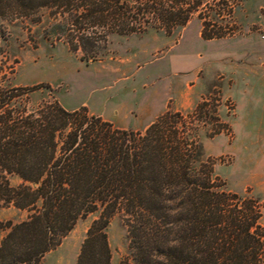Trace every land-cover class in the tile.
Masks as SVG:
<instances>
[{
    "label": "trees",
    "instance_id": "1",
    "mask_svg": "<svg viewBox=\"0 0 264 264\" xmlns=\"http://www.w3.org/2000/svg\"><path fill=\"white\" fill-rule=\"evenodd\" d=\"M237 0H0V17L48 8L66 21L65 40L86 62L110 33H171L196 17L200 35L236 34ZM264 15V8L261 10ZM48 84L0 87V206L24 218L0 220V264H41L78 218L88 227L75 264H111L106 227L120 213L128 252L119 264H264V206L249 189L228 190L201 158L197 131L226 129L210 94L186 112L167 109L143 129L120 127L86 105L54 96L30 105ZM20 178L16 185L9 175Z\"/></svg>",
    "mask_w": 264,
    "mask_h": 264
},
{
    "label": "rangeland",
    "instance_id": "2",
    "mask_svg": "<svg viewBox=\"0 0 264 264\" xmlns=\"http://www.w3.org/2000/svg\"><path fill=\"white\" fill-rule=\"evenodd\" d=\"M262 8L264 0H237L233 19L238 31L217 39L201 37L196 17L169 34L152 29L110 33L101 58L89 62L79 59L81 51L69 49L66 21L51 16L48 8L27 16L0 17V87L48 84L30 92V105L54 96L67 108L86 105L117 126L135 129H143L167 109L191 110L210 94L226 129L210 135L215 124L199 127L201 158L214 159L213 172L225 189L239 193L249 189L264 203V132L255 120L264 108V85L253 75V90L245 96L243 76L238 74L264 68ZM19 182L17 175H9L11 185ZM262 213L264 222V206ZM25 215L13 206H0L2 221ZM98 215L94 211L78 218L41 264H75L86 231ZM106 231L111 264H119L128 252L120 213L110 218ZM5 232L0 229V239Z\"/></svg>",
    "mask_w": 264,
    "mask_h": 264
},
{
    "label": "crops",
    "instance_id": "3",
    "mask_svg": "<svg viewBox=\"0 0 264 264\" xmlns=\"http://www.w3.org/2000/svg\"><path fill=\"white\" fill-rule=\"evenodd\" d=\"M239 75L242 74L241 76H243L242 82H244V87L242 88V91L244 93L245 96H249L251 95V90H253V85L250 83V81L252 79H256V77H259V81L260 83H262L264 85V68H254V69H245L243 70L241 73H238ZM253 75H257L256 77ZM235 76V73H234ZM236 78V77H235ZM252 78V79H250ZM235 88L237 87L238 84V78H236L235 80ZM253 92V91H252ZM263 99H264V95H263ZM252 110H250L248 115H251ZM251 117V116H250ZM253 117V116H252ZM249 120L251 122H253V118H249ZM257 121H259V127L263 130L264 132V108L262 109V111L260 112L259 116L255 119ZM264 135V134H263ZM262 158L264 159V148L262 149ZM264 176V175H263ZM20 179V178H19Z\"/></svg>",
    "mask_w": 264,
    "mask_h": 264
}]
</instances>
